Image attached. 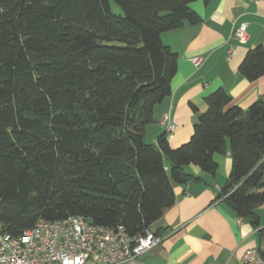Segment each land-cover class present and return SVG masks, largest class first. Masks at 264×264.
Segmentation results:
<instances>
[{
    "label": "trees",
    "instance_id": "trees-1",
    "mask_svg": "<svg viewBox=\"0 0 264 264\" xmlns=\"http://www.w3.org/2000/svg\"><path fill=\"white\" fill-rule=\"evenodd\" d=\"M193 1L114 0L123 10L117 14L109 0H0L5 231L18 236L41 217L81 214L142 234L174 203L173 184L192 177L187 165L215 172L213 155L226 152L227 139L232 166L218 199L259 226L263 99L226 107L231 96L219 88L206 97L186 143L171 148L164 135L155 144L144 139L177 69L161 33L198 23ZM244 55L238 72L256 80L264 74V46Z\"/></svg>",
    "mask_w": 264,
    "mask_h": 264
},
{
    "label": "crops",
    "instance_id": "crops-1",
    "mask_svg": "<svg viewBox=\"0 0 264 264\" xmlns=\"http://www.w3.org/2000/svg\"><path fill=\"white\" fill-rule=\"evenodd\" d=\"M190 7L200 16L198 23L161 33L177 55V69L170 95L154 107L153 121L145 126L144 139L150 144L161 135L171 148L186 143L198 115L207 109L206 97L219 88L231 96L226 107L245 109L264 100V74L249 81L238 72L244 54L264 46V0H195ZM242 23L247 32L243 41L234 36ZM195 56L203 57L198 67L191 61ZM166 111L176 125L174 132L159 124ZM226 146L225 153L213 155L214 173L195 164L185 167L192 177L173 184L174 203L151 226L163 239L140 255L139 264H234L248 248L264 251V203L256 209L259 226L253 227L218 199L232 166L228 139Z\"/></svg>",
    "mask_w": 264,
    "mask_h": 264
},
{
    "label": "built area",
    "instance_id": "built-area-1",
    "mask_svg": "<svg viewBox=\"0 0 264 264\" xmlns=\"http://www.w3.org/2000/svg\"><path fill=\"white\" fill-rule=\"evenodd\" d=\"M245 29L246 24H240L234 36L245 40ZM202 60L201 56L191 59L195 67ZM159 124L166 132L176 129L170 111L162 114ZM162 239L163 235L152 227L131 237L120 225L95 224L81 214L60 220L41 217L18 236L0 224V264H139L140 255ZM234 264H264V256L258 248H248L235 258Z\"/></svg>",
    "mask_w": 264,
    "mask_h": 264
},
{
    "label": "rangeland",
    "instance_id": "rangeland-1",
    "mask_svg": "<svg viewBox=\"0 0 264 264\" xmlns=\"http://www.w3.org/2000/svg\"><path fill=\"white\" fill-rule=\"evenodd\" d=\"M110 2V6H111V9L114 13H117V14H122L123 13V10L121 9L120 6H118L114 0H109Z\"/></svg>",
    "mask_w": 264,
    "mask_h": 264
},
{
    "label": "water",
    "instance_id": "water-1",
    "mask_svg": "<svg viewBox=\"0 0 264 264\" xmlns=\"http://www.w3.org/2000/svg\"><path fill=\"white\" fill-rule=\"evenodd\" d=\"M261 254H263V256H264V251L263 252L261 251Z\"/></svg>",
    "mask_w": 264,
    "mask_h": 264
}]
</instances>
